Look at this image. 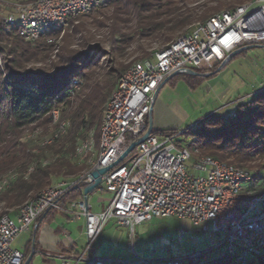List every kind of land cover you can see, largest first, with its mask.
Here are the masks:
<instances>
[{
  "label": "built area",
  "instance_id": "built-area-1",
  "mask_svg": "<svg viewBox=\"0 0 264 264\" xmlns=\"http://www.w3.org/2000/svg\"><path fill=\"white\" fill-rule=\"evenodd\" d=\"M112 2L0 0V8L5 10V23L16 28L23 41L33 44L43 40L52 44L55 39L51 34L65 28L69 21ZM251 46L264 47V0H250L195 24L189 33L166 48L132 64L120 76L103 106L97 151L91 133L76 149L75 157L85 161L89 170L75 182H62L42 190L23 204L13 218L0 217V264H23V254L11 249L15 238L36 225L48 210L58 209L57 202L68 189L78 187L79 183L86 187L92 170L115 163L132 142L144 135L152 97L164 81L186 75L188 70L195 72L210 65L224 67L233 52ZM71 88L77 89L76 81ZM49 120L51 125H58V111H52ZM66 125L60 123L57 133L63 134ZM179 135L151 134L102 176L94 192L111 194L103 211H90L89 196L82 189L81 198L69 204L68 213L72 221H84L86 243L80 253L67 251L64 257L59 256L61 264H151L113 258L92 260L96 258L92 245L111 219L128 230L130 241L134 239L135 227L153 219L188 220L197 233L217 236L224 246V255L235 263L245 264L248 257L264 256V182L253 180L245 169L202 156L197 149L181 147L176 142ZM32 170L33 167L29 168L26 174ZM19 175L24 174L10 171L1 177L0 194ZM65 237L71 244L68 235ZM200 258V254H194L162 264L207 262Z\"/></svg>",
  "mask_w": 264,
  "mask_h": 264
},
{
  "label": "trees",
  "instance_id": "trees-1",
  "mask_svg": "<svg viewBox=\"0 0 264 264\" xmlns=\"http://www.w3.org/2000/svg\"><path fill=\"white\" fill-rule=\"evenodd\" d=\"M249 1L113 0L69 21L65 28L51 34L55 39L52 44L23 41L17 29L5 23L1 15L5 10L0 8V178L10 171L24 174L0 194V217L13 218L42 190L75 182L89 170L85 161L75 157L76 149L89 133L96 136L103 106L132 64L166 48L195 24ZM218 68L212 65L195 72L213 73ZM201 78L180 75L167 83L182 80L193 89L200 85ZM74 81L77 89L71 88ZM52 111L59 113L58 125L67 123L63 134L57 133L58 125L49 131ZM235 114L232 120L209 115L180 135L189 136V147L200 155L245 169L253 180L264 182V164L250 166L264 160V90L253 93ZM35 130L42 133L25 140V133ZM177 133L152 130V135L160 137ZM46 141L50 143L44 144ZM31 167L32 172L26 174ZM84 188L79 183L68 189L57 202L58 207L63 209L78 201ZM53 211L38 221L39 226ZM30 248L31 241L24 261ZM245 264H264V256Z\"/></svg>",
  "mask_w": 264,
  "mask_h": 264
},
{
  "label": "rangeland",
  "instance_id": "rangeland-1",
  "mask_svg": "<svg viewBox=\"0 0 264 264\" xmlns=\"http://www.w3.org/2000/svg\"><path fill=\"white\" fill-rule=\"evenodd\" d=\"M4 17L5 12L1 13ZM55 41V40H54ZM157 49V46H153ZM219 72L210 78H201L200 85L190 89L183 81L177 80L161 92L157 101L171 108H178L180 112L171 120L169 113L162 116L163 130H176L178 133L193 130L201 120L209 115H215L232 120L230 115L235 114L239 105L245 104L249 97L256 91L264 90V47L258 46L236 55ZM211 66V65H210ZM209 67V66H206ZM157 107V104H156ZM236 115V114H235ZM154 124V122H152ZM49 131L53 125H49ZM52 128V129H51ZM154 129L155 124H154ZM41 130L34 133H25V140L31 136L41 134ZM96 151L99 144V133L94 136ZM191 138L179 135L176 142L181 147L190 149ZM264 160L256 161L252 165H262ZM111 196V194H108ZM100 197L93 194L88 197V202L96 207V199ZM1 207V206H0ZM0 208V216L3 215ZM30 235L23 233L13 241V247L24 255V246ZM81 243H86L82 236ZM219 244L217 236L197 233L188 220L177 218L153 219L138 225L134 229V239L129 240L128 230L118 226L114 219L109 220L92 247L96 255L105 259L113 258L121 262L143 261L151 264H162L170 260H182L194 254H201L207 261L205 264L215 263L236 264L233 259L223 258L224 248L215 249ZM79 246V245H78ZM37 253V252H36ZM53 260V259H52ZM248 260L254 261L253 257ZM31 264H59L54 259L51 263H44L39 254Z\"/></svg>",
  "mask_w": 264,
  "mask_h": 264
},
{
  "label": "crops",
  "instance_id": "crops-1",
  "mask_svg": "<svg viewBox=\"0 0 264 264\" xmlns=\"http://www.w3.org/2000/svg\"><path fill=\"white\" fill-rule=\"evenodd\" d=\"M176 81L166 83L158 93L157 98L159 97L161 92L167 87V85H172ZM157 98L153 105L152 122H154L156 128L154 129V124H153V129L159 131L165 129L163 127V122L161 117L162 116L164 117L169 113H171L170 111L171 108L177 105H173L172 107L169 108L163 105L162 103L158 102ZM179 112L180 110L178 108H174L173 113H171L172 115L169 116L171 120ZM93 194L99 196L100 198L96 199L95 208H93V206L88 202L90 206V211L92 213H99L108 206L111 196H109L108 193L105 192H93L91 195ZM68 212H69V205H67L63 209L62 208L54 209V211L47 216L48 218L45 223L41 224L40 226L38 223L32 226L27 232H25L29 234L30 237L24 246L23 253H25L26 246L30 241L32 244L33 239H34V249L35 246H37L36 248L38 249L35 250L34 256H36V254L41 255L43 257L44 263H51L53 262L54 259H56L59 260V264H61L62 258L60 257H64L67 251H71L72 253L75 254L80 253L85 245L81 243L82 236H85L84 221L82 219L79 221H72ZM37 230H38L37 236H35ZM65 235H68L70 241L72 242L71 244L66 239ZM11 249L16 250V248L13 247V243L11 244ZM94 257L105 259L103 257L97 256L95 250H94Z\"/></svg>",
  "mask_w": 264,
  "mask_h": 264
},
{
  "label": "water",
  "instance_id": "water-1",
  "mask_svg": "<svg viewBox=\"0 0 264 264\" xmlns=\"http://www.w3.org/2000/svg\"><path fill=\"white\" fill-rule=\"evenodd\" d=\"M255 47H258V46H251V47H245V48H242L238 51H235L233 52L230 56H229V60H231L234 56L238 55L239 53L243 52V51H246V50H249V49H252V48H255ZM222 67H219V69L217 70V72H219V70L221 69ZM216 72V73H217ZM214 73H209V74H198L196 72H193L191 70H188L186 72V76H190V77H203V78H206V77H209L211 75H213ZM169 80V79H168ZM164 81L159 87L158 89L155 91L153 97H152V104H151V108H150V113H149V117H148V123H147V130L146 132L144 133V135L142 137H140L138 140H136L135 142H132L129 147L127 148V150L119 157V159L113 163L112 165L110 166H107L105 168H101V169H95V170H92L91 173L89 174V183L88 185L83 189V194L85 196H90L97 188L98 186L101 184V177L104 176L107 172H109L111 169H113L115 166H117L128 154H130L138 145L144 143L148 137L152 134V130H153V124H152V110H153V105H154V102L158 96V93L160 92V90L162 89V87L167 83V81ZM49 212V210L47 211V213ZM224 246H222V244L219 242V244L216 246L215 249H218V248H221ZM35 254V249H34V239L32 240V244H31V250H30V254L29 256L27 257V259L24 261L23 264H30L33 256ZM200 260H205V261H209L207 260L206 258H203L202 255L200 254ZM222 257L223 258H226V256L224 255V251L222 253ZM93 261H97V260H104V259H101V258H95V259H92Z\"/></svg>",
  "mask_w": 264,
  "mask_h": 264
}]
</instances>
